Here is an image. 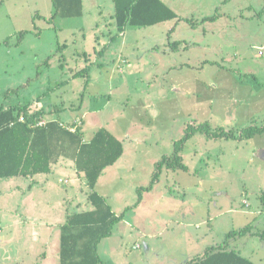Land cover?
Segmentation results:
<instances>
[{
	"label": "rangeland",
	"instance_id": "1",
	"mask_svg": "<svg viewBox=\"0 0 264 264\" xmlns=\"http://www.w3.org/2000/svg\"><path fill=\"white\" fill-rule=\"evenodd\" d=\"M196 1L173 2L191 20L128 26L125 32H120L113 19V0H84L83 16H57L52 20L53 0H0V108L27 103L34 106L38 100L44 104L43 118L58 119L67 128L77 130L83 127L87 136L98 128H109L114 122L122 124L120 129L132 126V131L133 127L137 128L130 140H125L126 157L135 158L134 168H109L104 180L114 171L122 180L114 182L115 176H112V184L108 187L96 185V190L106 195L103 196L117 215L125 213L113 234L103 239L100 245L101 264H177L169 261L165 254L172 248L176 250L192 244L194 240L192 236L182 235L181 226L178 229L176 221H170L169 230L164 229L167 220L162 214L173 210L172 204L180 207L184 204L180 211L186 212L194 224V217L207 216L214 207L209 201L223 200L221 197L226 196L223 191L233 194V199L240 205L243 191L261 187L258 193L250 194V198L254 207L264 211V147L259 148L264 146V134L251 140L220 139L216 144L213 139L201 137L200 130H195V136L186 142L187 163L196 162L205 167L203 181L205 176L216 174L220 183L213 189H199L197 174L182 170L170 172L163 165L158 170L160 181L153 191L149 195L144 189L142 200L137 202L141 196L137 186L146 187L153 179L152 172L156 169L153 159L172 155L175 143L186 135L185 130L193 121L210 118L208 128L213 131L223 127L225 131L236 132L253 124L264 125V13L258 14L263 9L264 0H198L200 6L195 8ZM224 13L227 16L219 20L221 24L216 29L217 33L214 35L209 30L205 33L208 22L201 23L203 16H223ZM171 26H177L181 38L200 45L171 52L167 50L165 55L162 52L156 54L152 46L166 41ZM23 31L25 37L20 40ZM95 49H103L104 52L96 53ZM121 52L124 55L130 52V59L122 57ZM128 61L132 68H127ZM154 62L156 65L152 64ZM213 62L225 66L217 71L224 72L226 82L219 83L216 75V81L208 85L211 90L203 88L200 96L199 91L195 93L188 85L189 81L198 77L205 84L206 80L209 83L217 68ZM183 63L186 64L184 68ZM189 64L196 65V70H190ZM84 69L83 77L72 79ZM181 79L188 82L180 85L178 80ZM86 80H91L87 89ZM147 97L154 101V105L147 111L148 121L144 126L135 120L132 113L138 104L148 101ZM56 108L67 112L55 114ZM86 108H91L93 114L85 117ZM68 116L73 117L67 119ZM82 117H85L84 121ZM199 125H202L200 121ZM146 129H150V133ZM202 147L211 149L210 154L202 158L193 157L194 150H202ZM134 148L138 151L135 157ZM257 151L258 155H255ZM126 157L120 163H125ZM222 163L226 169L232 166L228 176L219 168ZM208 165L216 171H208ZM45 176L36 174L32 177L41 181ZM182 178L184 181L179 183ZM32 179L0 178V216L7 211L10 217L20 216V213L34 215L35 220L19 226L23 231L39 230V221L46 219V222L55 223L65 215L62 201L56 192H48L50 189L34 184L25 195L22 194V187L32 183ZM193 179L196 183H192ZM57 181L64 191L65 188ZM200 191L203 195L199 196L196 193ZM112 192H115L114 196ZM167 192L172 195L171 205L165 198ZM184 192H188L185 198ZM156 193H160L159 198ZM177 198H180L179 203H175ZM21 205L23 211L19 212ZM79 207L86 208L84 199ZM73 210L79 209L74 207ZM131 221L133 225L138 223L139 228L131 227ZM245 223L243 219L234 224L236 227ZM48 227L53 231L50 249L59 242L61 246L60 229L56 225L42 228L46 231ZM14 232L11 244L17 240ZM220 232L222 236L228 234L225 230ZM31 239H34L33 235L27 241ZM253 239L258 241V237L250 238L251 241ZM38 244L31 243V246Z\"/></svg>",
	"mask_w": 264,
	"mask_h": 264
},
{
	"label": "crops",
	"instance_id": "2",
	"mask_svg": "<svg viewBox=\"0 0 264 264\" xmlns=\"http://www.w3.org/2000/svg\"><path fill=\"white\" fill-rule=\"evenodd\" d=\"M197 1L195 2V5L197 4L195 6V8H199V6H200ZM173 2H174V0H165V3L167 5H169L183 19L178 20L177 18H175L172 20H176V22L179 23L182 20H185V18H189L188 16L184 15V13L182 12L181 9L176 8V6L173 5ZM84 11H85V5H84ZM200 11H202V10H200ZM226 16H227V14L224 13L223 16H216L215 19L203 20V22H201V23H207L208 22V25H205V30H204L205 33L207 32V30H209L210 32H213L215 35V33H217V30H218L217 28L221 24V23H219V22H221L219 20L223 19ZM206 17H211V16L205 15V16H203L202 19H205ZM172 20H167V21H172ZM167 21H165V22H167ZM161 23H163V22H161ZM155 25H157V24H155ZM219 29H221V27ZM178 32L179 31L177 30V26H171L170 27V33H169L170 36H167L165 38L166 41H163L164 43L161 42V44L158 43V44L152 46V47H154L153 50L156 51V54H160V52H162L165 55V54H167V50H169L171 52V50L190 49L191 47H196L197 45H200L197 42L190 41L186 38H181V36H179ZM171 34H173V36ZM173 38H175V41H180V43H181L178 45V47H175V49L172 48L173 46L171 44V43L175 42V41L173 42ZM138 42H140V40H138ZM95 52L96 53L97 52L103 53L104 51H103V49L102 50H96L95 49ZM130 54H131L130 52H127V55H124L123 52L120 53V55H122V57L123 56L126 57V60L130 59L129 58ZM225 59H227V58H225ZM155 63H157V62H154L152 64H155ZM213 63H215L217 68L213 72V74H214L213 78H211V80L209 81L210 84L208 83L207 80L205 81L206 82V84H205L204 81H202V79L198 78V77H196V79L193 81H189L190 83L188 85L190 87H192V89H193V91H195V93L197 91H199L200 96H202L203 88H205L206 90L209 88V90H211V88L208 85H211V84H213V82L216 81L214 78L216 75L219 76L217 79L219 83L220 82L221 83L226 82V80H225L226 77L223 74L224 72L219 73L217 71L219 68L224 69L225 66L223 64L218 63V62H213ZM185 65L186 64L183 63V68ZM188 66L190 67L189 68L190 70H192V69L196 70V68H197L196 65H192V64H189ZM132 67L133 66H131V65L129 66V61H128L127 62V68L129 69ZM203 67L204 66H202L201 68H203ZM183 68L181 70H183ZM72 79L74 80L75 78L72 77ZM174 81H176V80H174ZM178 81H179L180 85H182L184 82H185V84H186V82H188V81H184V79H181ZM200 81H201V83H200ZM90 85H91V80L88 82L85 89H87L88 86L90 87ZM168 88L169 87H166V89H168ZM162 91H164L163 88H162ZM183 92H184V90H183ZM195 96H198V94ZM165 97H167V96H165ZM146 99H148V101L143 100L144 102L142 104H138L136 109L134 108L135 111L132 113L134 115L135 120L137 122L142 123L143 125L145 122L148 121V119H147L148 109H150L154 105L153 104L154 101H151L150 97H147ZM34 103H35V105H38V107L40 109H42L44 107V104L41 101L37 100ZM210 103L211 102H209L208 105ZM32 104H31V106H32ZM199 105H200V103H199ZM83 107H84V104L81 105L82 110H83ZM209 107H210V105H209ZM90 109L91 108H86V110L84 112L85 117L87 115L90 116L91 114H93V113H91ZM55 111H56L55 114H65V112H67L66 109H57V108ZM88 111H90V112H88ZM64 116H66V115H64ZM72 117L68 116L66 118L70 119ZM85 117H82L83 121L85 120ZM138 118L140 119L139 121H138ZM209 119L210 118H206L205 121L200 119L199 121L201 124L202 123H209L208 122ZM131 120H133V119H131ZM199 121H195V122L193 121L189 126H187L185 132H187L189 127L198 128L199 127L198 126ZM86 122H87V120L83 123V126L86 124ZM117 124L118 125H116V122H114V123L110 124L109 128L106 126L105 127L109 131H111L116 137L120 138L124 142V153L121 156V158L115 164L109 166L108 168H106L103 171L102 175L100 176V178L98 180L97 187H100V186L108 187L110 184H112V183H110L112 180V176H115L114 179L116 181H114V182H118L119 180H122L121 179L122 177H119V178L117 177L116 171H114L115 173H113L112 176L110 174V177H106V179L104 180V178L107 174V171H108L107 169H109V168H121V169L128 168L129 170H131L130 168H134V165H132V164L135 162L134 161L135 158L134 159L132 158L133 159L132 160V159H130L132 156L126 157L127 156V150H126L125 140H130V138L134 135L137 128L133 127L132 131H131L132 126H130V128H128V129H120L122 124H120L119 122ZM81 128L83 130V127H81ZM98 129H96L89 136H87V131L84 130L85 132L84 131L83 132H84L85 139L87 141L90 140L94 136L95 132ZM142 130H143V128H142ZM146 130L149 131V133L151 131L150 129H146ZM200 134H201V137H205L206 139H209V140L213 139L216 144L220 139L221 140H228L225 138H220V139L210 138L209 135L203 133L202 131ZM261 134H264V132ZM261 134H257V135L259 136ZM193 136H195L194 133H193V135L190 136V138ZM190 138H188V140ZM251 139L252 138H250V140ZM186 142L183 144V150H182L181 154L183 155L184 160L187 163V156L188 155H187V151H186V145H187ZM261 147H264V146H259V148H261ZM201 149L203 151L199 150V149L194 150L193 157L194 156H200L202 158V157L208 156V154H210L209 151L211 149H208L207 147L206 148L202 147ZM205 150H207L208 152L206 153ZM254 151H255V149H254ZM255 153H256L255 155H258V151ZM136 155H138V151L136 148H134L133 149V157H135ZM164 156H167V155H164ZM125 157H126V162L120 163L123 161V159ZM223 159H225L224 156H223ZM223 159L221 158V160H220V157H219V160L221 162H223ZM160 160H154L153 159V161H154L153 165L156 166V164ZM118 162L120 163L119 165H118ZM123 164H126V165H123ZM187 165H188L189 169L187 171H183V170L182 171L184 173L189 172V173H193L194 175L197 174V176L199 177V180L197 181L198 182L197 186H199V189H201V188L213 189V187L215 185L220 183V180H218L219 177L216 174L205 176L204 181H203L202 174H203V172H205V171H203L205 169L204 166L201 167L200 165H197L196 162L194 164L187 163ZM207 167H208V171H213V172L216 171V169L213 170L210 165H208ZM219 168H221V170H224L226 172V176H228V173H229V171H231L232 166H229L226 169L224 167V164L222 163L219 165ZM168 170H170V172H174V173L177 171V170H172V169H168ZM152 173L154 174V171ZM41 174L46 175L44 178L41 179V181L36 180L34 177L30 176L31 178H33L32 179L33 182L22 187L23 188L22 194L25 195L26 192L31 187H34V184L37 187L50 189L48 192H50V193L53 191L56 192L58 199H60V202L62 201V205L64 207V214L65 215H63V217H61V219L55 223L46 222L47 221L46 219L39 221L38 222V224L40 225L39 230H31V231L24 230L23 231V230H19V226H21L24 223L35 220V219H33L34 215L32 216L31 214H29L30 215L29 216V215L20 213V216L12 215L10 217L8 214V211L5 212L4 215L2 213V215L0 216V264H61L60 242H59V244H53L54 249H50V246L52 245V236H51L52 234L51 233L53 231L49 227L47 228L48 230L44 231L42 227H44L46 225L50 226V227L52 225H56V228H59L60 233H61V227L66 222L68 211L83 212L86 210L93 209L92 204H89V200H88L89 190L87 189L88 187L86 184L85 176L83 173H79L77 171V169L75 167V163L73 160L68 159V158H61L57 163L53 164L51 173H49V174L41 173ZM222 175L223 174H221V176ZM194 178H195V176H194ZM220 178L223 179L224 177H220ZM63 179L65 181H62ZM56 181L61 183L60 185L63 188H65L64 191L59 188ZM159 181L160 180L158 178V180H156L154 182V184H152L151 188L146 190L149 193V195H150V192L153 191V188L156 186V184ZM183 181L184 180L182 178L181 180H179V183L180 182L182 183ZM151 182H153V179L150 180V184L148 186L151 185ZM193 182L196 183L195 179H193L192 183ZM148 186H146V187H148ZM260 188L261 187H255V188H251L250 189L251 191H243V193H242L243 196L241 198V204L240 205L237 204L236 201L233 199V194L228 195V194H226L225 191H223L222 193L226 195V196L221 197L223 200L216 198L214 201L213 200L209 201V204L211 202H213L214 207L210 209V211L207 213L208 214L207 216H204V217L201 216L200 218L194 217V219H195L194 224L192 221H190L191 218L187 217L188 214L186 215V212L181 213L180 210L184 207V204L182 205V207H180L177 204H172L173 203L172 195L169 194V192H167L166 193L167 196L165 198L167 199V202L170 203V205L172 204L173 210H169V211H171L170 214H169V211H165V213H167V214H162V217L164 215H166L165 218L167 220V222H166L167 224H165L164 229L169 230L170 229V221H176V222H178V229L181 226L182 235H186L187 237L192 236L194 243L188 244V245H183L182 247H178L176 250L172 248L171 250H169L165 254V257H167V259L169 261H173L177 264H186L190 260H196L199 264H246L247 261H242L243 259H247L249 261H252L254 264H264V237H260V234L264 236V217H263L264 211L262 209H260L258 206L254 207L253 203L251 202V198H250V194L258 193L257 191L260 190ZM140 189H142L141 192H140ZM144 189H145L144 186H137V191L141 195L137 201L138 203L143 198L142 192L144 191ZM112 194L114 196L115 192H112ZM196 194L199 196L203 195V191H200ZM103 195L106 196L105 194H103ZM125 195H126V192H125ZM187 195H188V192H184V198ZM156 196L159 198L160 193H156ZM216 196H218V195H216ZM83 199H84V204H86V208L80 209L79 204L81 201H83ZM0 200H1V198H0ZM20 200L23 201L24 198H21ZM179 201H180V198H177L175 200V203H179ZM73 206L79 210H77V211L73 210L74 209ZM176 207H177V210H175ZM19 209H21V210H19V212L23 211V206L21 205V207ZM57 213H60L59 210ZM31 216H32V218H31ZM59 218H60V215L58 214V219ZM243 219L246 220V223L243 225L239 224L240 226L235 227V224H234L235 221L243 220ZM137 221L139 222V219ZM132 223H133V221L130 222L131 227L139 228L140 225L138 223H135L134 225ZM16 228H18V229L15 231ZM243 228L248 229V232L243 233L242 235L232 236L229 239H227V237H226L227 234H226V236H222L223 233L220 232V231L225 230V231H227V233H229V232H233L235 230L243 229ZM55 231L57 232V230H55ZM13 232L15 233V237L17 238V240H16V242H12V244H11L10 238H12ZM32 235L34 236V239L27 241V238H29V236H32ZM252 237H258V241L254 240V239H253V241H251L250 238H252ZM22 239H24L26 242L23 243ZM60 239H61V237H60ZM60 239H59V241H60ZM102 241L99 244V248H100V245L102 244ZM31 243H36V244L39 243L40 245L38 244V245L31 246ZM137 246H139V245H137ZM99 254H100V252H99ZM100 256H101V254H100ZM54 257H57L58 259H56ZM101 263H103V259H102ZM101 263H99V264H101Z\"/></svg>",
	"mask_w": 264,
	"mask_h": 264
},
{
	"label": "trees",
	"instance_id": "3",
	"mask_svg": "<svg viewBox=\"0 0 264 264\" xmlns=\"http://www.w3.org/2000/svg\"><path fill=\"white\" fill-rule=\"evenodd\" d=\"M113 2L115 9L113 19L120 32H124L128 26H153L175 18L183 19L163 0H113ZM53 4L55 10L51 20L57 16L81 17L85 12L84 0H53ZM263 13L264 7L258 14ZM215 18L216 16H211L204 20ZM23 37L25 31L20 33V40ZM171 44L175 49L181 43L175 41ZM84 72L86 69L73 77H83ZM30 106L31 103H27L0 108V178L49 174L52 172L53 164L61 158L73 160L77 171L85 176L89 187L88 200L93 209L83 212L68 211L66 222L61 227V264H99L102 261L99 254L100 242L113 234L116 224L123 219L125 213L117 215L107 199L96 190V185L103 171L115 164L123 155L124 142L105 127L98 129L87 141L81 127L72 131L58 119L39 126L37 123L44 117V111L41 109L31 113ZM22 116L25 118L23 121L20 120ZM208 126L209 123H202L196 129L189 127L186 135L175 143L174 153L164 156L156 164L153 182L144 188H151L158 180V170L160 171L163 165L172 170L189 169L181 152L183 144L195 130H201L210 138L238 140L250 139L264 132V125L257 124L236 132L225 131L223 127L213 131ZM247 232L248 229H238L229 232L227 238ZM260 237L264 236L260 234ZM242 261L254 264L247 259ZM197 263L196 260H190L186 264Z\"/></svg>",
	"mask_w": 264,
	"mask_h": 264
},
{
	"label": "built area",
	"instance_id": "4",
	"mask_svg": "<svg viewBox=\"0 0 264 264\" xmlns=\"http://www.w3.org/2000/svg\"><path fill=\"white\" fill-rule=\"evenodd\" d=\"M260 53H262V52H260ZM30 112L31 113H34V112H36V111H39V110H41L39 107H38V105H32V106H30ZM25 118H24V116H22L21 118H20V120H24ZM48 121H50V119H45V118H41L40 120H39V122L37 123V125H39V126H43V125H46V123L48 122ZM63 124V123H62ZM64 126H66L65 124H63ZM67 127V126H66ZM70 130H72V131H75L76 129H74V128H69Z\"/></svg>",
	"mask_w": 264,
	"mask_h": 264
}]
</instances>
